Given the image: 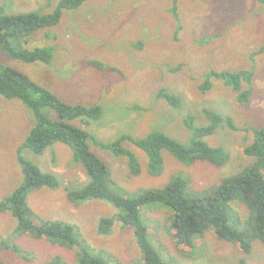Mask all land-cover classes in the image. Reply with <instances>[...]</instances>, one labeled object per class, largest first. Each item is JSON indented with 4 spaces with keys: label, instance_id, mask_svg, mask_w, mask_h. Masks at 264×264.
Segmentation results:
<instances>
[{
    "label": "rangeland",
    "instance_id": "374dc122",
    "mask_svg": "<svg viewBox=\"0 0 264 264\" xmlns=\"http://www.w3.org/2000/svg\"><path fill=\"white\" fill-rule=\"evenodd\" d=\"M56 3L0 0V7L5 14H42ZM12 44L27 50L51 49L49 63L20 61L0 50V65L23 72L67 103L100 105L99 119L86 125L78 119L72 121L98 141L108 142L121 134L141 138L159 129L185 143L190 138L183 124L187 114L194 115L196 126L207 122L204 108L231 117L235 128L218 127L204 137L208 144L228 151L229 160L220 167L202 161L186 165L163 150V170L152 176L145 153L126 142L140 164V172L133 175L125 156H115L89 140V149L107 164L111 178L127 192L162 186L175 171L186 175L190 190L201 191L253 160L243 149L252 140L250 127L264 122V0H86L75 9L63 10L57 24ZM90 61L113 69L98 68ZM210 70L250 72L248 101L239 103L219 79H212L211 87L203 91ZM160 89L179 97V105L173 107L158 96ZM33 124L32 112L20 100L0 96V200L22 181L20 155L61 183L57 188L42 186L29 192L27 203L36 215L76 223L85 243L94 252H105L112 264H140V251L130 227L122 228L115 222L107 235L96 231L98 219L112 216L115 208L98 199L79 203L68 200L64 187L80 189L89 181L68 145L55 142L40 154L20 149ZM231 209L247 226V206L235 200ZM145 215L150 219L151 242L158 251L162 249L167 264H239L240 258L249 264H264L260 240H254L251 252L243 254L234 243L217 238L210 228L195 236L192 247H187L170 235V214L165 206L147 210ZM15 227L16 219L0 211L3 264H36L53 255L67 264H80L75 248L19 234Z\"/></svg>",
    "mask_w": 264,
    "mask_h": 264
},
{
    "label": "trees",
    "instance_id": "16d2710c",
    "mask_svg": "<svg viewBox=\"0 0 264 264\" xmlns=\"http://www.w3.org/2000/svg\"><path fill=\"white\" fill-rule=\"evenodd\" d=\"M46 1L51 4L54 0ZM85 1L57 0L51 11L42 14L37 11L5 14L0 7V50L20 61L49 63L52 57L49 47L27 50L14 48L12 43L18 38L26 40L40 28L57 24L63 10L75 9ZM90 63L98 68L113 69L98 61ZM212 79H219L229 87L239 103L248 101L252 81L250 72L210 70L206 73L203 91L211 87ZM0 96L20 100L33 114L34 124L20 149L25 147L40 154L55 142L65 143L71 148L73 160L83 165L89 181L80 189L64 187L68 200L79 203L98 199L115 208L116 212L112 216L98 219L96 231L107 235L115 222L122 228L130 227L140 251V264H167L162 257V249L158 251L151 242L150 219L145 215L147 210L159 206H165L169 211L168 229L177 244L192 247L194 237L202 236L210 228L217 238L234 243L243 254L251 252L254 240L264 244V122L261 126L250 127L252 140L243 149L246 155L253 157L252 162L233 174L219 178L207 188L190 190L186 175L175 171L162 186L127 192L111 178L107 164L89 149V140L115 156H125L133 175L140 172V164L134 152L125 145L126 142L145 153L147 171L152 176L160 175L163 170V150L186 165L202 161L220 167L229 160L228 151L221 146L208 144L204 137L213 134L218 127L235 128L231 117L204 108L202 113L207 122L196 126L194 115L187 114L183 124L190 131V138L185 143L159 129H153L141 138L121 134L114 140L102 142L72 123L78 119L80 124L86 125L90 120L99 119L102 108L98 104L67 103L23 72L7 65H0ZM158 96L173 107L179 105V97L164 89L158 91ZM49 111H53V114ZM18 161L22 181L0 200V211H7L16 219V231L46 240L51 245L75 248L76 259L80 264H112L105 252H94L85 243L76 223L45 219L32 211L27 203V195L31 190L42 186L57 188L61 183L55 175L42 172L37 165L20 155ZM235 200L247 206V226L241 224L231 211V201ZM238 263L249 264L244 258H240ZM0 264H3L1 260ZM36 264L67 263L60 256L53 255Z\"/></svg>",
    "mask_w": 264,
    "mask_h": 264
}]
</instances>
